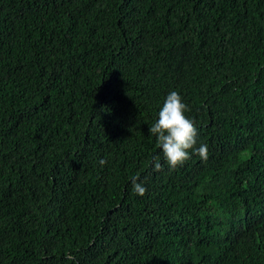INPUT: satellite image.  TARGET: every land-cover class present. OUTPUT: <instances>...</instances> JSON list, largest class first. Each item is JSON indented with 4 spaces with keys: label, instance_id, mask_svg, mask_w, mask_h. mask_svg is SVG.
Here are the masks:
<instances>
[{
    "label": "trees",
    "instance_id": "1",
    "mask_svg": "<svg viewBox=\"0 0 264 264\" xmlns=\"http://www.w3.org/2000/svg\"><path fill=\"white\" fill-rule=\"evenodd\" d=\"M252 50L264 0H0V264H264V64L215 86ZM170 90L208 145L173 169Z\"/></svg>",
    "mask_w": 264,
    "mask_h": 264
},
{
    "label": "clouds",
    "instance_id": "2",
    "mask_svg": "<svg viewBox=\"0 0 264 264\" xmlns=\"http://www.w3.org/2000/svg\"><path fill=\"white\" fill-rule=\"evenodd\" d=\"M187 111L188 106L182 96L176 90H170L158 109L157 118L148 129L170 169L183 164L191 155L207 158L208 145L198 143L197 127L186 115ZM99 163L104 164V160L101 159ZM152 166L156 170L161 168L159 155L152 157ZM133 190L142 195L145 188L140 183H134Z\"/></svg>",
    "mask_w": 264,
    "mask_h": 264
},
{
    "label": "rangeland",
    "instance_id": "3",
    "mask_svg": "<svg viewBox=\"0 0 264 264\" xmlns=\"http://www.w3.org/2000/svg\"><path fill=\"white\" fill-rule=\"evenodd\" d=\"M259 63L264 64V50L249 51L241 61L229 65V68L215 80V86L230 79L236 80L241 86L251 84Z\"/></svg>",
    "mask_w": 264,
    "mask_h": 264
}]
</instances>
